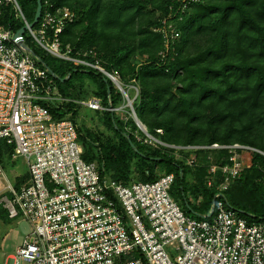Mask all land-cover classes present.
<instances>
[{
	"label": "trees",
	"instance_id": "1",
	"mask_svg": "<svg viewBox=\"0 0 264 264\" xmlns=\"http://www.w3.org/2000/svg\"><path fill=\"white\" fill-rule=\"evenodd\" d=\"M27 1L29 8L18 0L32 22L37 0ZM46 3L76 13L60 34L71 55L91 51L123 83L139 85L133 106L152 135L177 146H245L236 148L244 164L240 175L222 195L248 222H264V0H199L184 8L177 0H42L43 9ZM165 18L178 35L170 36L169 51L162 56L166 37L154 29ZM1 19L14 31L23 26L8 5ZM33 52L66 99L47 106L56 119L69 116L76 124L81 98L97 96L104 107L122 104V93L101 72L66 61L59 64L35 48ZM100 112L112 134L104 137L79 126L77 131L82 157L98 163L101 176L127 184L173 173L170 193L183 211L197 218L209 213L223 182L217 170L208 185L209 168L228 162V148L180 150L176 156L174 149L144 143L127 132V121L115 111ZM12 150L0 141L2 166ZM191 153L196 162L192 166L185 159ZM159 168L164 172L158 173ZM23 176L15 177L17 187L28 179L27 171ZM0 214L8 219L1 205Z\"/></svg>",
	"mask_w": 264,
	"mask_h": 264
},
{
	"label": "built area",
	"instance_id": "2",
	"mask_svg": "<svg viewBox=\"0 0 264 264\" xmlns=\"http://www.w3.org/2000/svg\"><path fill=\"white\" fill-rule=\"evenodd\" d=\"M177 1L184 8L199 0ZM5 5L26 26L22 41L2 22ZM168 18L154 29L166 37L162 56L169 51L170 36L178 35ZM75 19L68 7L46 3L31 26L18 0H0V141L13 147L9 159L24 158L28 173L18 187L3 175L6 185L0 190V205L9 220L23 217L32 225L9 256L13 264H264V222H248L222 195L240 175L244 164L236 148L245 146L168 144L152 135L131 108L142 136L130 126L126 131L144 143L174 149L176 156L180 150L229 149L228 162L209 168L207 184L214 181L217 170L223 182L209 213L201 218L186 214L172 197L173 173H162L152 182L125 184L101 176L98 163L84 160L78 125L69 116L56 119L47 107L66 99L33 52L35 48L95 69L123 87L119 75L104 68L91 51L73 56L70 45L63 46L60 34ZM77 103L92 110H122V106L104 107L97 96ZM185 159L190 166L196 163L192 153ZM2 168L0 164V174ZM6 263L7 258L0 264Z\"/></svg>",
	"mask_w": 264,
	"mask_h": 264
},
{
	"label": "rangeland",
	"instance_id": "3",
	"mask_svg": "<svg viewBox=\"0 0 264 264\" xmlns=\"http://www.w3.org/2000/svg\"><path fill=\"white\" fill-rule=\"evenodd\" d=\"M21 4H26L27 8H29V4L27 0H19ZM25 40L27 41L26 33L24 34ZM27 38V39H26ZM59 64H63V60L56 58L55 59ZM67 62V61H66ZM117 75H119L118 72L115 71ZM90 86L92 87V91L96 89V86L93 82L88 80ZM122 82V81H121ZM77 86H79L77 81ZM113 84V82H112ZM123 87L119 88L117 85L113 84L115 88H117L122 93V104H120L117 107L122 106V110H119L116 112V116H118L120 119L127 121V126H130L131 130L138 135L142 136V132L139 130L137 124L135 123V120L132 117V109L135 111L133 106V101L136 99V97L139 95L140 88L137 83H130L125 84L121 83ZM135 85V87L133 86ZM129 94V95H128ZM130 96V97H129ZM131 101H129L128 99ZM80 99V98H79ZM82 99V98H81ZM130 102V103H129ZM128 104V105H127ZM78 115L76 116V124L79 127H82L84 129H87L91 132H95L97 135L100 136H109L112 134L109 129H107L101 119V112L102 110H92L87 108L84 105L78 104ZM136 113V111H135ZM137 116V114H136ZM139 119V117L137 116ZM140 120V119H139ZM141 122V120H140ZM142 123V122H141ZM136 125V127L134 126ZM142 125L148 130L145 124L142 123ZM158 133H162V130H157ZM156 137V136H155ZM158 138V137H156ZM159 139V138H158ZM150 144V143H149ZM155 146L156 144H150ZM6 165L3 166V171L0 174V190L3 189L6 185V181L3 177L5 175L7 179H9L10 182L13 183L15 177L17 176H23L25 175L26 171V163L23 157L18 156L16 159L11 160L8 159L5 163ZM158 173L164 172L161 168L157 169ZM26 177V176H23ZM28 178V177H27ZM27 180V179H26ZM25 180V181H26ZM235 179L231 180L229 182V185L234 181ZM24 182V181H22ZM201 199V197H200ZM32 228L31 223L26 220L23 217H19L13 220L6 219L4 216L0 214V263H4L5 259L7 258L6 264H13L14 260L12 258H9V256L13 255L16 251V247L22 242V240L25 238L27 234L30 233Z\"/></svg>",
	"mask_w": 264,
	"mask_h": 264
},
{
	"label": "water",
	"instance_id": "4",
	"mask_svg": "<svg viewBox=\"0 0 264 264\" xmlns=\"http://www.w3.org/2000/svg\"><path fill=\"white\" fill-rule=\"evenodd\" d=\"M41 10H42V0H37V9H36V13L34 16L33 21L30 23L31 26L35 25L40 17L41 14ZM26 26H22L19 30L16 31L15 36L19 39V41H22V35L23 32L25 31Z\"/></svg>",
	"mask_w": 264,
	"mask_h": 264
}]
</instances>
